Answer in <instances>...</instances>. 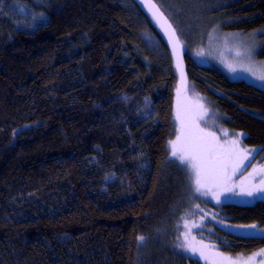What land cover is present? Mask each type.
<instances>
[{"label": "trees", "instance_id": "1", "mask_svg": "<svg viewBox=\"0 0 264 264\" xmlns=\"http://www.w3.org/2000/svg\"><path fill=\"white\" fill-rule=\"evenodd\" d=\"M129 1L133 10L121 0H0V264H204L179 239L196 193L170 143L177 77L157 28ZM154 1L187 47L202 45L212 20L264 33V0ZM184 58L189 90L219 125L264 149V91ZM201 206L212 213L201 241L215 253L264 250L235 227L264 229V201Z\"/></svg>", "mask_w": 264, "mask_h": 264}, {"label": "rangeland", "instance_id": "2", "mask_svg": "<svg viewBox=\"0 0 264 264\" xmlns=\"http://www.w3.org/2000/svg\"><path fill=\"white\" fill-rule=\"evenodd\" d=\"M160 1L162 3L165 2V0ZM160 1H157V3L159 4ZM121 4L133 10L129 0H121ZM206 22L207 21H202L203 26ZM223 23V20H217L216 22L213 20L211 21V26L206 32L204 40H202V45H195L192 40L187 39V47L185 42L181 40L185 49V54L191 57L199 66L217 67L229 79L233 81H244L264 91V80L260 78L264 76V57L261 56V52L264 49V39L261 37L262 31H226L222 28ZM137 28L148 50L156 56V58L163 59V50L158 38L147 29L144 23L138 22ZM201 36L203 39V35ZM178 116L179 119L177 118ZM173 117L177 125V133L174 140L177 149L185 143L187 134L198 133L201 129L205 133L214 134L219 140L222 149L229 148L230 141L239 139V149L235 151L233 161L239 159L241 155L239 150L262 149L256 146H247L243 143V137L233 135L242 132L229 131L219 125L216 114L210 106L197 95L192 87L190 90L188 87V91L185 95L175 96ZM225 133H227V135H225ZM177 137L182 138L181 140H177ZM253 156L254 158L249 157V160L244 161L243 166H241L238 171H235L234 174L232 173V165H229L228 174L230 179H228L227 183L230 186H235L236 191H239V186L242 184L244 186L259 185L260 182L264 180V151H260L258 155L254 153ZM176 157L180 164L186 166L190 170L188 171L191 177L190 183L195 191V170H193L186 161H181L179 159V153ZM250 173L252 175H250ZM195 193L192 205L189 206V209L186 210L185 213H182L179 218L182 221L180 227L178 226V229L180 231L182 230L179 239H181V246L186 249V252L195 257L198 255L197 258H200L204 264H221V257L226 258L224 264H261V261H264V255L260 254L261 252L248 256L235 257L230 254H224L223 252L215 253L213 251L215 249L214 247L211 246L213 249L211 250L208 245L203 244L201 239L204 238V222L211 218L212 213L206 209L204 210L201 203L207 202L214 205L215 203L218 204V202L211 193L207 196L201 195L196 191ZM256 195L264 194L257 193ZM225 196L228 198L226 199ZM241 201H251V203H243ZM256 201L264 200L254 199L253 197L233 196L231 193H227L220 196L219 203L238 202L242 204H253ZM186 224L187 227H185ZM193 249H196V251H193ZM201 250H203L206 256H200Z\"/></svg>", "mask_w": 264, "mask_h": 264}, {"label": "snow or ice", "instance_id": "3", "mask_svg": "<svg viewBox=\"0 0 264 264\" xmlns=\"http://www.w3.org/2000/svg\"><path fill=\"white\" fill-rule=\"evenodd\" d=\"M151 7L156 8V5L153 4ZM156 12L159 13L158 8H156ZM168 27L171 28V25ZM174 34L175 33L173 32V35ZM177 67L180 68L179 62L177 63ZM260 78L264 80V76H261ZM177 118L179 119V116ZM225 135H227V133H225ZM233 135L243 137L244 134L239 133ZM181 138L182 137H177V140H181ZM170 143L172 144L173 149L172 155L177 156L179 153V159L181 161H186L190 167L195 170L196 192L204 196L211 193L218 203L220 202V196L227 193H231L233 196L253 197L254 199L264 200V195H256L257 193L264 194V180H262L259 185L244 186L242 184L239 186V191H236L235 186H230L227 183L228 179H230L228 174L229 165H232V173L234 174L235 171H238L239 168L243 166L244 161L249 160V157L254 158V153L258 155L259 152L264 151V149L239 150L241 152L239 159L233 161L235 151L239 149L240 140L234 139L229 142V148L222 149L220 142L215 135L212 133H205L202 129L199 130L198 133L187 134L185 143L179 149H177L175 141ZM250 175L252 174L250 173ZM225 198L227 199L228 197L225 196ZM241 202L251 203V201ZM185 227H187V224ZM225 227L232 226L225 225ZM235 227L245 229V231L241 233V235L245 237H258L264 239V229L258 228L256 224ZM140 239L143 240V237H140ZM193 251H196V249H193ZM260 254H264V250H261ZM201 255H204L202 250ZM225 260L226 258L221 257V264H224ZM261 264H264V261H261Z\"/></svg>", "mask_w": 264, "mask_h": 264}, {"label": "water", "instance_id": "4", "mask_svg": "<svg viewBox=\"0 0 264 264\" xmlns=\"http://www.w3.org/2000/svg\"><path fill=\"white\" fill-rule=\"evenodd\" d=\"M134 1L146 13V15L153 22L158 32L160 33L168 49L172 61L173 69L177 77L178 94L180 96L185 95L189 87L187 74H186L185 58H184L185 50L176 32V29L174 28L170 20L167 18V16L162 12V10H160V8L153 0H134ZM153 4H155L156 8L159 9V13L156 12V8L151 7V5ZM169 25H171V28L168 27ZM173 32L175 33L174 35ZM178 62L180 64V68L177 67Z\"/></svg>", "mask_w": 264, "mask_h": 264}, {"label": "bare ground", "instance_id": "5", "mask_svg": "<svg viewBox=\"0 0 264 264\" xmlns=\"http://www.w3.org/2000/svg\"><path fill=\"white\" fill-rule=\"evenodd\" d=\"M154 1V0H153ZM155 2V1H154ZM156 3V2H155ZM158 6V5H157ZM161 10V9H160Z\"/></svg>", "mask_w": 264, "mask_h": 264}]
</instances>
